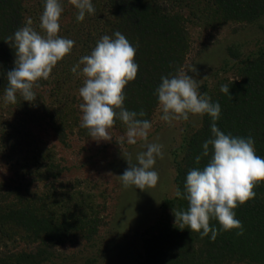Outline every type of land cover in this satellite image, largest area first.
Masks as SVG:
<instances>
[{
  "label": "rangeland",
  "instance_id": "obj_1",
  "mask_svg": "<svg viewBox=\"0 0 264 264\" xmlns=\"http://www.w3.org/2000/svg\"><path fill=\"white\" fill-rule=\"evenodd\" d=\"M60 2L59 36L75 42L70 54L33 88L32 102L20 96V104H10L0 96V264H141L147 242L179 227L173 205L161 207L177 197L178 170L192 139L204 128L205 115L190 114L187 121L169 124L161 119L158 104L146 140L128 144L125 124L109 130L112 140H93L81 126L84 77L71 69L102 36L114 39L119 21L104 0H92L95 12L82 22L68 0ZM157 2L164 14L183 19L188 49L181 70L211 101L221 85L242 80V70L264 53V18L225 22L208 0ZM44 3L24 4L25 22L31 18L41 34ZM49 107L60 110L55 120L63 129L48 125ZM153 143L163 146V158L157 156L151 169L158 173L156 186L125 188L120 175L130 167L127 159L138 165L137 155ZM21 205L50 219L53 239L12 221L3 224V216Z\"/></svg>",
  "mask_w": 264,
  "mask_h": 264
},
{
  "label": "clouds",
  "instance_id": "obj_2",
  "mask_svg": "<svg viewBox=\"0 0 264 264\" xmlns=\"http://www.w3.org/2000/svg\"><path fill=\"white\" fill-rule=\"evenodd\" d=\"M68 3L77 10L78 22L95 12L92 0H68ZM63 11L60 0H45L39 23L43 34L32 27L33 21L28 18L23 27L5 40L16 56L15 68L7 72L6 103L15 104L17 94L23 101L36 99L33 88L41 79L47 80L57 63L70 54L75 42L59 36ZM114 36V39L102 36L91 54L81 57L71 69L74 75L84 77L79 89L83 101L81 126L88 129L93 140L110 141L109 130L118 118L127 126V143L136 144L138 138L147 139L152 125L137 118L145 115L143 111L138 114L124 107L126 86L137 78L139 65L135 62L136 49L125 35L117 31ZM161 81L156 95L163 121L169 124L173 120L187 121L190 114H207L212 121V138L204 142L203 152L195 158L200 164L202 158L208 157V163L202 169L188 172L183 193L188 207L184 211L173 209L175 226L199 233L201 238L211 233L212 241L220 231L239 230L236 234L243 235V224L236 218L235 209L255 199L254 188L264 182V158L256 154L254 139L221 131L216 124L221 105L211 102L206 93H200L197 81L182 70L170 78L162 77ZM221 92L231 96L228 84L221 85ZM162 147L148 144L147 150L136 157L138 165H133L129 156L130 167L120 175L125 188L134 185L144 191L156 186L158 173L151 169L157 156L163 158ZM175 195L181 197L182 193L177 189ZM212 219L219 222V229L210 226Z\"/></svg>",
  "mask_w": 264,
  "mask_h": 264
},
{
  "label": "trees",
  "instance_id": "obj_3",
  "mask_svg": "<svg viewBox=\"0 0 264 264\" xmlns=\"http://www.w3.org/2000/svg\"><path fill=\"white\" fill-rule=\"evenodd\" d=\"M26 1L0 0V96H4L7 72L15 68L16 59L14 48L5 40L25 25ZM104 1L119 21L116 31L125 35L136 49L135 62L139 71L135 81L126 86L124 107L138 114L143 111L145 115L137 118L151 122L159 104L156 89L162 82L161 78L176 75L185 60L188 49L185 24L179 16L164 14L157 6L158 0ZM208 1L225 22L253 23L264 18V0ZM259 56L242 70V80L229 85L231 96L220 92L211 102L221 105L217 127L232 136H251L256 154L264 158V53ZM19 98L17 94L16 102L20 104L22 99ZM24 112L28 113L27 110ZM47 112L51 115L48 125L54 131L63 129L62 124L58 125L55 120L60 110L49 107ZM211 122L205 114L204 128L192 139L183 166L178 170L176 183L182 196L165 202L162 210L167 205L187 210L188 202L183 199L186 176L193 168L202 169L208 163V157L202 158L200 164L195 158L203 152L204 142L212 138ZM123 124L117 118L114 126ZM62 131L65 135V130ZM254 191L255 199L235 209L236 218L243 224V235L236 234L239 230L220 231L212 241L211 233L201 238L199 233L187 228L163 232L160 237L146 243L141 264H264V182ZM35 214V210L21 205L3 216V224L12 221L31 232L38 229L53 239L50 219L39 218ZM210 226L220 227L215 219L210 220Z\"/></svg>",
  "mask_w": 264,
  "mask_h": 264
}]
</instances>
